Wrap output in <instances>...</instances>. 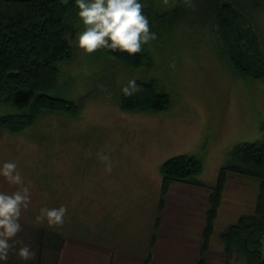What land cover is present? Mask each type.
<instances>
[{
    "label": "rangeland",
    "instance_id": "obj_1",
    "mask_svg": "<svg viewBox=\"0 0 264 264\" xmlns=\"http://www.w3.org/2000/svg\"><path fill=\"white\" fill-rule=\"evenodd\" d=\"M202 5L198 1L192 12L200 14ZM70 12L67 35L74 58L61 64L54 94L78 103L80 116H47L19 136L0 131V161H17L31 187V204L20 222L34 221L40 207L67 206L63 223L56 225L66 237L57 264H143L149 252L152 264H193L208 192L174 185L161 212V168L180 155L199 156L204 163L199 180L214 185L236 146L264 139V76L239 77L223 57L215 30L192 18L174 36L149 42L151 66H127L106 48L88 54L78 47L84 28L78 6ZM256 26L264 52V5ZM130 79L159 83L172 98L170 110H123L119 98ZM227 185L208 264H222L219 234L254 212L259 196V184L250 178L234 176ZM15 187L0 177V190ZM158 216V239L150 249ZM25 233L23 226L16 248L26 243ZM31 249L35 255L27 261L13 254L35 264L38 249ZM52 261L49 257L48 264ZM233 264L244 262L235 258Z\"/></svg>",
    "mask_w": 264,
    "mask_h": 264
},
{
    "label": "trees",
    "instance_id": "obj_2",
    "mask_svg": "<svg viewBox=\"0 0 264 264\" xmlns=\"http://www.w3.org/2000/svg\"><path fill=\"white\" fill-rule=\"evenodd\" d=\"M198 1L203 4L200 14L192 12ZM142 2L151 31L157 37L164 34L174 36L173 33L183 24L190 25L188 20L191 18L199 20L201 27L208 24L215 30V39L223 57L239 77L246 80L263 78L264 52L259 49L261 38L256 28V17L264 0ZM76 6L75 0H0V131L19 136L37 127L47 116L71 119L80 116L78 103L54 94L60 81L61 64L74 58V47L67 35V19ZM106 53L135 69L153 64L149 43L136 54L108 48ZM136 82L139 87L132 96L124 95L123 91L120 95L123 110L152 114L170 110L172 98L159 83L155 80ZM228 162L221 168L217 182L209 186L199 180L204 169L201 157L180 155L167 160L161 168L163 190L159 210L163 211L164 197L174 185L207 190L208 209L201 230L199 254L193 264H208L211 240L227 184L234 176L254 180L259 184L254 212L240 215L236 223L219 234L218 240L224 252L222 264H233L235 258L244 264H264V139L236 146ZM21 224V233L25 227L26 243L30 247L37 246L38 255L34 263L48 264L50 257L53 260L51 264H57L66 244L63 229L35 220ZM160 224L158 216L150 249L156 246ZM152 261L153 255L149 252L143 264H152ZM7 264L26 263L11 253Z\"/></svg>",
    "mask_w": 264,
    "mask_h": 264
},
{
    "label": "clouds",
    "instance_id": "obj_3",
    "mask_svg": "<svg viewBox=\"0 0 264 264\" xmlns=\"http://www.w3.org/2000/svg\"><path fill=\"white\" fill-rule=\"evenodd\" d=\"M77 15L84 28L78 32V47L88 54L98 49L108 48L136 54L143 46L157 38L151 31L148 16L143 12L142 0H75ZM139 85L130 79L122 86L126 96H132ZM102 159L109 161L107 155ZM0 177L14 185V191L0 190V264H7L10 253H16L27 261L34 257L30 245L16 248V237L22 229V211L29 207L32 200L30 183L15 160L0 161ZM68 212L66 205L40 207L35 215L37 223L47 222L50 226L60 225Z\"/></svg>",
    "mask_w": 264,
    "mask_h": 264
}]
</instances>
